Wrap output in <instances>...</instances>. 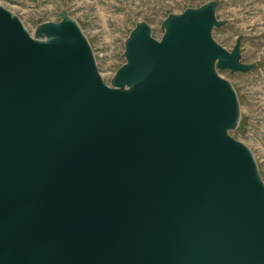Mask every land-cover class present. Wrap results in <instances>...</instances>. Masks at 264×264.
Wrapping results in <instances>:
<instances>
[{"label": "water", "instance_id": "1", "mask_svg": "<svg viewBox=\"0 0 264 264\" xmlns=\"http://www.w3.org/2000/svg\"><path fill=\"white\" fill-rule=\"evenodd\" d=\"M0 2V264H264V180L231 134L247 71L216 2L138 23L111 83L66 10Z\"/></svg>", "mask_w": 264, "mask_h": 264}, {"label": "rangeland", "instance_id": "2", "mask_svg": "<svg viewBox=\"0 0 264 264\" xmlns=\"http://www.w3.org/2000/svg\"><path fill=\"white\" fill-rule=\"evenodd\" d=\"M210 1L216 2V16L223 21L214 27V38L228 50L240 38V61L254 64L247 71L220 73L234 85L239 100V120L231 134L252 149L264 180V0H0L33 34L40 23L58 21L66 10L82 25L109 83L126 61V40L138 23H149L159 38L167 16Z\"/></svg>", "mask_w": 264, "mask_h": 264}]
</instances>
